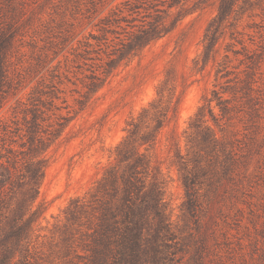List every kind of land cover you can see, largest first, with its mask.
Returning <instances> with one entry per match:
<instances>
[{
  "label": "rangeland",
  "instance_id": "1",
  "mask_svg": "<svg viewBox=\"0 0 264 264\" xmlns=\"http://www.w3.org/2000/svg\"><path fill=\"white\" fill-rule=\"evenodd\" d=\"M124 1L0 0V30L11 25L15 31L6 66L10 85L0 109V161H5L8 148L21 151V131L16 128L22 126V119L19 113L14 117L13 111L26 108L32 91L43 90L48 69L56 64L49 60L60 37L71 38L64 44L67 54L71 46L95 32L94 25L101 18L122 8ZM197 1L156 0L154 4L171 19L180 7L190 8ZM217 4L218 0H206L195 5L167 35L118 68L85 106L77 104L84 91L83 75L78 73L68 74L70 81L61 74L54 81L52 99L42 96L44 102L52 101L50 107L40 106L45 118L42 125L55 122L57 115L66 116L67 125L47 150L49 163L37 196V203L46 209L29 264H86L84 228L68 224L64 210L73 198L89 199L95 182L114 164V149L126 135L130 117L156 98V89L167 73L168 88H173L174 101L179 103L146 153L161 172L171 228L182 248L174 264H264V2L232 16V27L215 48V61L210 59L198 70L193 62L202 52L203 34ZM149 12L154 14V9ZM228 43L237 54L226 51ZM59 58L63 71V57ZM218 62L227 67L230 88L235 90L223 94L233 108L219 124L231 143L236 164L229 180L222 178L219 164L211 168L200 187L199 204L190 212L184 207L185 190L175 154L187 153L185 131L190 117L205 96L210 97L214 88L219 90L215 85L225 81H215ZM248 75L252 91L247 101L239 89ZM212 106L220 118L215 102ZM214 129L219 135V128ZM20 170L13 172L14 180Z\"/></svg>",
  "mask_w": 264,
  "mask_h": 264
},
{
  "label": "trees",
  "instance_id": "2",
  "mask_svg": "<svg viewBox=\"0 0 264 264\" xmlns=\"http://www.w3.org/2000/svg\"><path fill=\"white\" fill-rule=\"evenodd\" d=\"M155 1L125 0L122 8L116 7L101 18L94 25L95 32H89L85 40L71 46L67 54H64V44L71 38L61 36L49 60L51 63L56 60V64L49 67L48 82L44 83L43 90L32 91L26 108L13 111L14 117L19 113L22 119V126L16 128L21 131V151L8 148L5 161H0V264H29L33 239L38 237L40 219L46 209L44 204L37 203L38 189L49 163L47 150L62 135L67 117L57 115L55 122L44 127L45 118L40 106L50 107L52 101L44 102L42 96L52 99L54 81L61 74L70 81L68 74L75 76L78 73L83 75L84 91L77 104L80 108L85 106L89 97L118 68L137 57L153 41L167 35L186 13L206 0H198L190 8L180 7L171 19L167 12L156 8ZM262 2L264 0H218L216 13L203 34L202 52L195 58L194 66L202 70L210 59L215 61V48L232 27V18ZM150 9H154V14L149 12ZM90 10H86L87 13ZM233 35L232 32L229 34L230 39ZM14 38L11 25L0 30V109L5 89L10 85L6 66ZM226 51L238 53L231 48V43L226 45ZM246 58L251 59V56ZM228 73L227 67L218 62L215 81H225L215 85L219 90L214 88L210 97L205 96L190 117L185 131L187 153L175 154L185 190L184 207L190 212L199 204L200 187L211 168L219 164L222 178L229 180L236 164L231 143L219 124L233 108L229 106V99L223 98L224 93L231 91L234 94L235 91L230 88ZM249 77L246 76L239 89L241 98L247 101L252 91ZM169 82L167 73L156 89V98L136 116L130 117L126 135L114 149L115 162L95 182L89 199L73 198L64 210L68 224L84 228L86 264H174L182 249L171 228L161 172L152 165L146 153L155 145L160 130L169 120L170 111L175 112L179 103L177 99L174 101L175 91L168 88ZM213 102L219 109L220 118L214 112ZM214 126L219 128V135ZM18 167L21 168L17 174L19 178L14 180L12 175Z\"/></svg>",
  "mask_w": 264,
  "mask_h": 264
}]
</instances>
